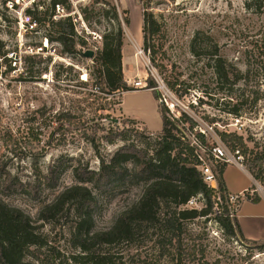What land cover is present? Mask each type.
Listing matches in <instances>:
<instances>
[{
    "label": "rangeland",
    "instance_id": "374dc122",
    "mask_svg": "<svg viewBox=\"0 0 264 264\" xmlns=\"http://www.w3.org/2000/svg\"><path fill=\"white\" fill-rule=\"evenodd\" d=\"M68 1V7L56 8L51 17L50 0H9L6 4L0 0V48L6 53L0 58V199L22 210L36 226L40 244L31 246L26 255L33 264H76L72 256L79 250L71 235L74 212L63 211L48 221L40 219L44 206L76 183L72 168L96 170L99 159L124 144L151 154L152 142L161 131L160 102L153 92L107 93L99 89L93 57L101 48L102 33L111 28L103 17L106 10L111 17V5L129 19V25H123L121 51L126 84L140 90L147 79L153 80V89L165 99L170 114L179 117L182 111L193 120L194 124H184L186 136L211 127L203 135L204 143L217 136L228 151L239 150L246 169L256 157L264 166V0H144L155 21L156 31L150 39L154 59L142 42L139 0ZM84 7L90 25L80 14ZM28 8L36 9L39 26L25 14ZM69 15L77 36L86 42L74 55L64 54L57 43L44 38L51 22ZM192 45L197 57L191 53ZM213 46L241 74L235 83L215 86L206 65ZM86 50H92L93 56L86 57ZM164 74L177 80L174 89L166 85ZM134 81L141 85L134 87ZM204 91L220 98L221 109L236 105L240 115L217 109L215 100ZM54 165L60 166L61 173L51 186L48 168ZM143 187L128 176L111 189H93L92 230L108 229L137 201ZM240 201L241 197L235 212ZM203 206L202 198L184 205ZM215 210L214 206L212 212ZM187 227L182 248L191 253L195 249L190 255L194 264H201V249L208 264H264V247H259L264 242L226 235L213 213L206 220L189 221ZM127 253L131 264H155L158 257L142 234L128 246Z\"/></svg>",
    "mask_w": 264,
    "mask_h": 264
},
{
    "label": "trees",
    "instance_id": "16d2710c",
    "mask_svg": "<svg viewBox=\"0 0 264 264\" xmlns=\"http://www.w3.org/2000/svg\"><path fill=\"white\" fill-rule=\"evenodd\" d=\"M7 1L9 0H1L2 4H6ZM68 2V0H50L51 17L55 15L54 11L57 7H68ZM136 2L143 8L142 42L144 49L152 53L150 57L154 59L155 49L150 39L156 31L155 21L152 13L147 11L144 0ZM101 3L109 4L107 1H101ZM111 11V17L108 16V10L103 16L109 20L111 28L102 33L101 48L93 57L97 65L96 76L102 86L99 89L107 93L136 90L126 84L121 63L124 41L123 25H129V19L124 12V16H121L114 5H111ZM25 14L35 25L41 24L39 18L35 16L36 9L28 8ZM80 14L83 20L90 25L86 7L80 8ZM50 24L44 34L47 42L57 43L62 52L67 55L82 51L86 42L77 36L75 24L70 15L59 17ZM88 28L91 30L90 26ZM191 53L193 56H198L194 45L191 46ZM5 54L0 48V58ZM206 56V65L211 69L215 86L221 88L241 78L238 70L234 71L233 66L218 53L216 46H213ZM169 78V75L164 74V82L174 89L177 80L173 81ZM154 86V81L147 79L142 89H151L154 97L158 99L159 93L153 89ZM187 88L185 87L184 93L187 92ZM203 93L214 99V105L218 107L220 98L207 91ZM198 100L202 102L200 98ZM158 108L161 131L152 142L151 154L132 144H124L109 157L99 159L96 170L88 169V167H73L72 172L76 183L66 187L41 210L40 219L46 221L55 218L63 211L64 213L74 212L75 220L71 235L75 240V247L79 250L72 256L76 264H131L127 253L128 246L135 242L140 234L151 242V247L158 253L155 264H191L190 255L195 254V249L191 253L182 248L187 224L198 218L206 220L211 213L214 214L215 221L226 235L230 237L236 235L240 239H245L236 216L230 218L228 215L225 203L227 189L222 178L225 165H220L216 170L219 201L216 193L203 182L196 167L194 149L184 133V124H194L193 120L182 111L179 117L171 115L162 102L158 104ZM217 109L236 116L240 115V108L236 105L230 109L219 107ZM198 136L204 142L203 134L199 133ZM259 159L256 157L247 164V170L255 179H259L264 171V166ZM60 173L59 165L50 166L47 183L49 182L51 186L56 185ZM128 176L132 178L133 183L142 182L144 184L140 197L122 211L108 229L93 231L92 208L95 204L93 189H111L117 181ZM197 195H201L204 206L201 209L185 208L184 205L188 200ZM243 196L253 203L260 200L258 194L244 192ZM214 206L216 210L212 212ZM38 244H40V234L31 218L19 208L11 207L0 199V264H33L26 258V255L31 246ZM259 247H264V244ZM184 255L188 257V260L183 259ZM198 255V261L201 264H208L203 249L198 250Z\"/></svg>",
    "mask_w": 264,
    "mask_h": 264
},
{
    "label": "built area",
    "instance_id": "2783aa9c",
    "mask_svg": "<svg viewBox=\"0 0 264 264\" xmlns=\"http://www.w3.org/2000/svg\"><path fill=\"white\" fill-rule=\"evenodd\" d=\"M59 8V7H57ZM141 85V81H134L133 86L138 87ZM143 88V87H142ZM164 99V98H163ZM159 102L163 103L161 96L158 97ZM212 131L211 127L199 128L198 133H191L190 136H187L190 145L193 147L194 156L197 162V169L200 172L201 178L205 185L214 191L217 195V199L220 201L219 192H218V181L216 170L220 165L226 164H236L241 168H245L242 162V156L239 153L238 149L234 151H228L225 144L219 140L217 136H213L211 143H204L200 140L198 134H206ZM246 192L249 194H258L264 196V171L261 174L259 179H254L253 185ZM226 204L228 208V215L230 218L236 216L235 212V203L239 198L238 194H235L231 191H226ZM201 198V195H197L188 200L185 206L195 203ZM193 208V207H190Z\"/></svg>",
    "mask_w": 264,
    "mask_h": 264
},
{
    "label": "crops",
    "instance_id": "0c3cea01",
    "mask_svg": "<svg viewBox=\"0 0 264 264\" xmlns=\"http://www.w3.org/2000/svg\"><path fill=\"white\" fill-rule=\"evenodd\" d=\"M140 91L152 93L151 89L132 90V92ZM135 119L142 121V119ZM222 178L226 189L241 197L236 209V218L243 237L251 242H264V196L260 195L257 203L243 196L244 192L252 187L255 178L246 168L236 164H226L222 171Z\"/></svg>",
    "mask_w": 264,
    "mask_h": 264
},
{
    "label": "water",
    "instance_id": "95a60500",
    "mask_svg": "<svg viewBox=\"0 0 264 264\" xmlns=\"http://www.w3.org/2000/svg\"><path fill=\"white\" fill-rule=\"evenodd\" d=\"M83 54L86 56V57H92L94 52L92 50H86L83 52Z\"/></svg>",
    "mask_w": 264,
    "mask_h": 264
}]
</instances>
